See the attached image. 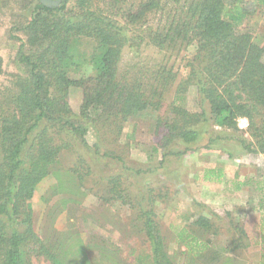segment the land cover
Returning <instances> with one entry per match:
<instances>
[{"label": "trees", "instance_id": "1", "mask_svg": "<svg viewBox=\"0 0 264 264\" xmlns=\"http://www.w3.org/2000/svg\"><path fill=\"white\" fill-rule=\"evenodd\" d=\"M18 2L32 11L9 32L20 42L16 64L21 71L0 94V264H34L36 258L75 264L77 253L91 252L108 264L122 263L118 249L103 240L78 243L76 252L70 236L62 243L42 240L32 201L37 187L52 176V193L64 197L62 204L77 202L103 163L128 176L153 172L134 171L117 144L125 124L148 111L157 113L154 153L161 164L200 147L232 158L225 142L264 154V46L245 30L264 0H64L52 8L40 0ZM149 48L158 58L144 66ZM127 50L142 59L134 73L121 71ZM185 54V64L177 65ZM73 88L83 93L78 114L69 101ZM192 90L196 110L187 107ZM241 118L249 122L246 132L239 129ZM126 175L117 171L106 179L110 199L137 211L134 229L147 238L149 253L134 255L136 264H177L155 211L160 197H150L153 190L149 198L134 197ZM223 178L222 169L205 176L210 182ZM244 185L236 182V189ZM256 187L264 227V181ZM218 232L209 217L200 215L176 232L177 243L184 245L185 255L199 259L212 247L204 236ZM239 232L247 237L245 229ZM244 243L238 238L234 249L247 247Z\"/></svg>", "mask_w": 264, "mask_h": 264}, {"label": "rangeland", "instance_id": "2", "mask_svg": "<svg viewBox=\"0 0 264 264\" xmlns=\"http://www.w3.org/2000/svg\"><path fill=\"white\" fill-rule=\"evenodd\" d=\"M31 11L25 10L18 0H0V56L4 60L0 94L11 86V75L21 71L16 64L20 42L11 39L9 32L15 21H25ZM246 29L253 32L256 41L264 46V8L255 11L247 21ZM13 35L25 39L23 34L14 32ZM144 55L147 57L144 66L158 58L156 50L152 48L145 50ZM185 56L181 55L182 61L179 60L177 65L185 64ZM132 58L127 50L121 71L134 73V66H141L142 59ZM171 62H175V59L172 58ZM172 96L173 91L167 97L166 108ZM195 99L196 93L192 90L186 101L190 110H196ZM69 101L73 111L78 114L83 102L82 91L73 88ZM156 117L157 113L148 111L130 120L117 142L124 148L123 155L129 158L134 171L151 169L153 172L128 176L121 168L108 167L103 163L102 172L95 171L86 181L84 197L67 204H62L64 197L52 193L56 179L48 177L37 187L32 201L37 234L46 242L61 243L70 236L73 238L71 248L75 252L80 247L78 243L89 245L103 240L118 249L116 252L117 257H121V264H136L134 255L148 254L150 248L145 235L134 229L137 211L110 199L106 178L118 171L126 175L124 181L127 180L129 191L134 197L145 194L149 198V191L153 190L150 197L155 195L161 198L156 199L155 211L167 252L176 259L177 264H261L264 227L261 224V212L256 209L261 197L256 186L258 182L264 181V154H250L236 142H225L232 158L224 152L200 147L195 152L171 157L161 164V156L154 153L156 139L152 123ZM84 154L91 161L92 158ZM216 169L224 171V181L206 180V173ZM236 182L245 184L244 188L238 191ZM200 215L209 217L219 232L215 237L204 236V240H211L212 247L201 258L193 260L185 255L184 245L177 243L176 232L183 227L189 228ZM237 223L236 229L234 224ZM241 228L245 229L246 238L241 236ZM238 238H243L247 247L234 249ZM85 256L77 253L75 264L83 260L85 264H108L97 252L86 253ZM34 264L50 262L36 258Z\"/></svg>", "mask_w": 264, "mask_h": 264}, {"label": "water", "instance_id": "3", "mask_svg": "<svg viewBox=\"0 0 264 264\" xmlns=\"http://www.w3.org/2000/svg\"><path fill=\"white\" fill-rule=\"evenodd\" d=\"M64 0H40V2L46 7H59Z\"/></svg>", "mask_w": 264, "mask_h": 264}, {"label": "built area", "instance_id": "4", "mask_svg": "<svg viewBox=\"0 0 264 264\" xmlns=\"http://www.w3.org/2000/svg\"><path fill=\"white\" fill-rule=\"evenodd\" d=\"M239 129L242 131H247L249 129V122L245 118H241L239 121Z\"/></svg>", "mask_w": 264, "mask_h": 264}]
</instances>
